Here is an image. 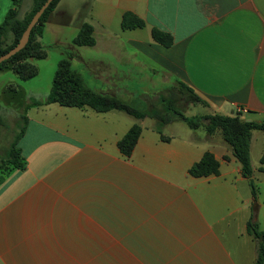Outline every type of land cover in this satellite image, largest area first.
Here are the masks:
<instances>
[{
  "label": "crops",
  "instance_id": "obj_1",
  "mask_svg": "<svg viewBox=\"0 0 264 264\" xmlns=\"http://www.w3.org/2000/svg\"><path fill=\"white\" fill-rule=\"evenodd\" d=\"M76 2L88 6L78 32L90 24L91 48L101 50L81 59L100 71L93 72L98 92L124 99L134 92L112 86L182 82L208 103L204 115L264 121V0H61L38 37L43 47ZM33 4L0 0V24L13 9L24 20ZM126 13L145 26L124 30ZM154 29L169 34L172 46L157 43ZM19 89L0 84V107ZM47 97L24 99V166L0 176V264H255L258 243L248 223L254 218L264 232V133L251 138L255 202L251 179L220 132L210 136L185 122L176 128L177 121L161 127L149 118L143 124L119 110L34 105ZM134 125L141 135L125 156L119 142ZM206 153L219 174L191 176Z\"/></svg>",
  "mask_w": 264,
  "mask_h": 264
},
{
  "label": "trees",
  "instance_id": "obj_2",
  "mask_svg": "<svg viewBox=\"0 0 264 264\" xmlns=\"http://www.w3.org/2000/svg\"><path fill=\"white\" fill-rule=\"evenodd\" d=\"M46 0H34L33 8L24 20L17 19V10L9 11L3 22L0 24V56L6 54L14 48L23 32L27 28L31 19ZM61 0H54L49 8L40 18L37 26L31 32L30 40L26 47L8 61L0 64V72L10 68L22 81H28L37 76V67L28 62L30 58L42 60L47 57L48 48L43 47L38 42V37L43 34V29L50 15L55 11ZM145 24L143 20L133 13H126L122 20V28L131 30L142 28ZM9 32L13 34V43L6 47L10 40ZM153 39L165 46L171 47L173 38L160 30L152 31ZM96 44L93 36V27L84 24L73 41L75 47H92ZM78 58L76 51L72 50L68 57L59 62L57 72L53 80V87L44 102L34 101V105L58 103L67 107L85 108L90 107L97 112H107L119 110L138 119H153L163 127L174 121H183L190 129L196 130L204 128L208 135L220 132L223 140L232 148L233 153L241 164L244 177L251 179L252 195L254 201L257 200V190L252 181L253 169L251 164L250 147L252 133L259 131L264 133V121H247L240 115L227 116L221 114L195 115L186 117L187 105L208 106L192 88L182 82H177L159 94L157 106L145 110H139L129 102L109 94L100 93L86 85L78 71L73 69L72 62ZM24 123L27 120L22 116ZM1 125V122H0ZM141 127L134 125L127 132L125 137L119 142V149L122 154L129 156L141 135ZM25 133V126L17 134L14 142L2 155V160L10 168L21 169L24 166L18 143ZM260 171H264V150L260 160ZM8 169V170H9ZM7 170V171H8ZM189 174L193 177H207L219 174V163L211 153H206L203 158L196 163ZM2 178L0 177V181ZM248 231L258 243V257L255 264H264V232L260 230L259 224L254 218L248 223Z\"/></svg>",
  "mask_w": 264,
  "mask_h": 264
},
{
  "label": "rangeland",
  "instance_id": "obj_3",
  "mask_svg": "<svg viewBox=\"0 0 264 264\" xmlns=\"http://www.w3.org/2000/svg\"><path fill=\"white\" fill-rule=\"evenodd\" d=\"M69 10L72 18H70L67 23H64L63 26L50 28V31L44 38L43 44L48 48V57L42 60L33 61V63L37 65V76L28 81H22L12 73H5V75L0 77V84L10 83L11 85L22 89V91L19 89L20 94L16 97L14 102L9 104L3 102L1 104L2 107H0V176L9 169V166H7V164L2 160V155L8 150L10 141L14 138L15 134L20 128L25 126L24 120L21 117L25 109L23 108L24 99L30 97L43 99L50 94L59 62L62 59L67 58L68 54L72 50L76 51L79 57L76 61L73 60L72 67L81 74L86 85L94 90L101 89L103 87L100 85V81L95 79L93 76V72L98 74L100 71L98 69H95L96 71H92L91 68H88L86 62L81 60L99 57L101 53L100 48L97 47L93 49L91 47L73 46V41L78 34L77 27L86 17V14L88 13V6H86L85 3L81 6L76 2L73 3V6H69ZM13 39V37L10 38L8 43H6V47L13 43ZM3 81L5 82L1 83ZM112 87L114 92L117 91L121 94L129 93L130 95L133 91L134 95L131 98L129 96L123 100L129 102L139 110H145L158 105V98L154 97V93L164 91L163 89L170 86H161L160 88H156L149 86L148 84L132 86L130 84L129 86L124 87L119 86L121 88L120 90H118L115 86ZM126 87L132 88V90ZM206 113L207 110L201 105H187L185 116H201ZM141 122H143V124H149L150 120L143 119ZM184 126L186 125L183 121H177L175 125L176 128L178 127L182 129H184Z\"/></svg>",
  "mask_w": 264,
  "mask_h": 264
},
{
  "label": "water",
  "instance_id": "obj_4",
  "mask_svg": "<svg viewBox=\"0 0 264 264\" xmlns=\"http://www.w3.org/2000/svg\"><path fill=\"white\" fill-rule=\"evenodd\" d=\"M54 0H46V2L40 7V9L35 13L33 18L31 19L30 23L28 24L27 28L22 34V37L20 38L18 44L12 48L10 51H8L6 54L0 56V64L8 61L11 59L13 56L18 54L20 51H22L26 45L28 44L30 40V35L32 30L34 29L35 26H37L40 18L42 15L45 13V11L49 8V6L52 4ZM257 206H254V211H256Z\"/></svg>",
  "mask_w": 264,
  "mask_h": 264
},
{
  "label": "built area",
  "instance_id": "obj_5",
  "mask_svg": "<svg viewBox=\"0 0 264 264\" xmlns=\"http://www.w3.org/2000/svg\"><path fill=\"white\" fill-rule=\"evenodd\" d=\"M239 111H241V110H239Z\"/></svg>",
  "mask_w": 264,
  "mask_h": 264
}]
</instances>
